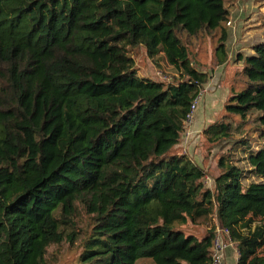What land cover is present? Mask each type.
<instances>
[{
	"label": "trees",
	"instance_id": "obj_1",
	"mask_svg": "<svg viewBox=\"0 0 264 264\" xmlns=\"http://www.w3.org/2000/svg\"><path fill=\"white\" fill-rule=\"evenodd\" d=\"M229 16L226 0H0V264H49L51 247L80 240L64 231L80 211L91 224L75 264H212L218 227L237 264H264L254 231L238 229L255 213L264 232V181L244 185L246 173L264 180V147L235 142L245 156L220 159L214 190L174 153L209 79L180 36L221 32L223 66ZM139 47L163 54L180 81L139 78L129 53ZM253 51L224 112L257 113L264 133V43ZM206 135L231 139V124ZM213 216L202 239L177 229Z\"/></svg>",
	"mask_w": 264,
	"mask_h": 264
},
{
	"label": "rangeland",
	"instance_id": "obj_2",
	"mask_svg": "<svg viewBox=\"0 0 264 264\" xmlns=\"http://www.w3.org/2000/svg\"><path fill=\"white\" fill-rule=\"evenodd\" d=\"M226 7L230 14L228 22L231 26L226 24L225 27L229 32V40L226 45L228 61L224 66L217 65L215 57L221 32L200 33L195 37L186 34L180 36L189 51L194 67L199 72L206 73L209 79L196 101L195 113L186 122L181 142L174 153L179 156L184 155L202 168L206 174L203 184L206 189L211 190L215 189V179L220 175L218 163L223 156L231 152L232 158L236 161L244 158V149L239 148L236 153H232L235 142L248 139L252 151L264 147V133L260 131L257 113L250 115L246 121H241L239 118L227 117L224 112L231 92H238L245 86L244 77L240 72L244 68L246 54H249L254 46L264 43V0H226ZM129 53L135 61L139 78L165 84H177L180 81V76L168 64L163 54L151 59L144 47L131 48ZM227 123L231 124L232 138L219 143L210 142L206 131L211 126ZM239 166L246 170L244 163H239ZM263 181L246 173L244 185ZM76 223L75 228L69 226L64 231L66 235L77 231L80 240L75 245L65 242L61 246L51 247L47 255L49 264H75L79 259L83 250L84 235L82 234L89 230L91 221L85 212L80 211ZM216 224L213 216L208 221L189 223L186 226H178L177 229L184 231L186 235H194L202 239ZM261 225V218L255 213H249L242 217L238 229L240 232L254 231L261 242L258 255L264 257V232L260 233L258 230ZM218 237L220 241L223 240L225 248L222 264H236V259L239 257L236 244L229 242L226 236H218L217 233L216 239ZM136 264H153V262L143 259Z\"/></svg>",
	"mask_w": 264,
	"mask_h": 264
},
{
	"label": "built area",
	"instance_id": "obj_3",
	"mask_svg": "<svg viewBox=\"0 0 264 264\" xmlns=\"http://www.w3.org/2000/svg\"><path fill=\"white\" fill-rule=\"evenodd\" d=\"M229 26H231V23H228ZM197 102H195L191 107V115L189 116L188 120L192 118V115L195 113L197 109ZM218 231V232H217ZM216 234L218 233V236H226L229 242L232 243V239L230 237V233L227 230H223L220 227L217 228ZM223 240L220 241L219 237L214 240V245L212 249V264H222L224 260V244Z\"/></svg>",
	"mask_w": 264,
	"mask_h": 264
},
{
	"label": "crops",
	"instance_id": "obj_4",
	"mask_svg": "<svg viewBox=\"0 0 264 264\" xmlns=\"http://www.w3.org/2000/svg\"><path fill=\"white\" fill-rule=\"evenodd\" d=\"M254 54V51H253V48L250 50V53L249 54H246V56L245 57H248V56H252ZM243 63V62H242ZM224 66V65H223ZM227 259H228V252H227ZM238 259H239V257L236 259V264H237V262H238Z\"/></svg>",
	"mask_w": 264,
	"mask_h": 264
}]
</instances>
